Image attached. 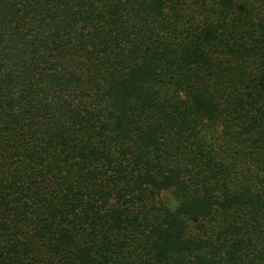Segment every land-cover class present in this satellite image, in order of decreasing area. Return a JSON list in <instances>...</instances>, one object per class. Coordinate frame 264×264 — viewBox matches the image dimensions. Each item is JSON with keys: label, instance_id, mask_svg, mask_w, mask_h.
Here are the masks:
<instances>
[{"label": "trees", "instance_id": "trees-1", "mask_svg": "<svg viewBox=\"0 0 264 264\" xmlns=\"http://www.w3.org/2000/svg\"><path fill=\"white\" fill-rule=\"evenodd\" d=\"M0 264H264V0H0Z\"/></svg>", "mask_w": 264, "mask_h": 264}, {"label": "clouds", "instance_id": "clouds-1", "mask_svg": "<svg viewBox=\"0 0 264 264\" xmlns=\"http://www.w3.org/2000/svg\"><path fill=\"white\" fill-rule=\"evenodd\" d=\"M182 198L175 201L173 207L171 208V211L175 212L182 204Z\"/></svg>", "mask_w": 264, "mask_h": 264}]
</instances>
